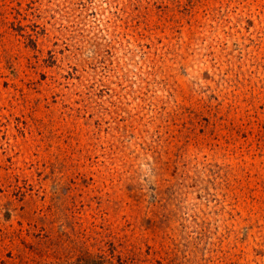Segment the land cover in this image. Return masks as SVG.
<instances>
[{"label":"rangeland","instance_id":"rangeland-1","mask_svg":"<svg viewBox=\"0 0 264 264\" xmlns=\"http://www.w3.org/2000/svg\"><path fill=\"white\" fill-rule=\"evenodd\" d=\"M0 264H264V0H0Z\"/></svg>","mask_w":264,"mask_h":264}]
</instances>
